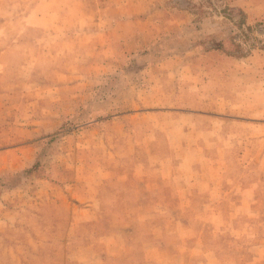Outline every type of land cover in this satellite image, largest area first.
Here are the masks:
<instances>
[{
    "label": "rangeland",
    "instance_id": "rangeland-1",
    "mask_svg": "<svg viewBox=\"0 0 264 264\" xmlns=\"http://www.w3.org/2000/svg\"><path fill=\"white\" fill-rule=\"evenodd\" d=\"M227 11L244 14L249 28H239ZM242 31L248 56H226L228 38ZM260 55L264 0H0V264H51L49 248L39 244L32 254L25 247L30 237L14 236L44 229L30 218L58 221L75 180L90 189L110 169L123 176V154L141 146L145 154L170 150L169 138L190 121L174 111L262 99ZM255 125L242 129L254 132ZM152 130L158 141L146 135ZM186 193L178 192L184 203ZM239 193L228 192L222 206H197L206 197L196 192L194 206L155 208L163 229H173L162 244L196 247L175 264H264V191L254 205L235 202L252 196ZM131 209L133 220L152 214ZM62 214L61 231L70 238V212ZM176 216L192 230L172 226ZM76 254L68 258L85 253Z\"/></svg>",
    "mask_w": 264,
    "mask_h": 264
},
{
    "label": "crops",
    "instance_id": "crops-1",
    "mask_svg": "<svg viewBox=\"0 0 264 264\" xmlns=\"http://www.w3.org/2000/svg\"><path fill=\"white\" fill-rule=\"evenodd\" d=\"M260 59L263 69L264 57L260 55ZM221 97L228 103V96L220 94L218 98ZM235 99L224 108L219 104L218 108L203 112L193 107L186 111H174V116H188L190 121L179 127L177 139L173 135L169 138L170 150H150L145 154L141 146L133 153L123 154L122 158L128 160L123 176L118 170L110 169L90 189L86 188L88 183L75 180L69 193V204L64 200L58 207V221L55 215L47 219L30 218L27 223L31 222L33 226L41 223L44 229L36 231L35 227L32 230L28 228L27 232L14 236V240L30 237L25 247L32 254L39 251V244L43 250L49 248L51 264H160L157 255L163 260L168 259L169 262L164 264H175L173 260L177 255L194 254L196 247L184 246L179 251L162 244L173 229H163L161 216L155 208L194 206L196 192H203L206 197V202L197 206H222L228 192L233 195L252 192L249 198L242 196L233 200L239 205H249L246 202L251 200L250 205H254L257 193L264 191V145L258 149V143L264 141L260 140L264 136V120H260L264 119V94L256 101ZM252 125L256 128L254 132L242 129ZM146 135L151 137V141H158L155 130ZM138 145H141L140 142ZM156 159L159 160L154 162ZM139 166L140 171L137 169ZM180 191L187 192L188 203L179 197ZM216 192L219 199L214 198ZM66 208L70 212V238L64 230L61 231L65 229L62 212ZM131 208L138 213L143 208H152V214L133 220ZM177 219V216L172 218V226L178 222L185 225L182 228L187 231L192 230L185 221ZM142 228H148V234ZM84 232L91 236L84 238ZM131 239L134 241L131 242ZM33 241L37 244L31 248L28 243ZM79 251L85 254L68 258V255ZM200 253L205 258L212 253V249H202ZM223 254L219 252L217 255L220 257Z\"/></svg>",
    "mask_w": 264,
    "mask_h": 264
},
{
    "label": "trees",
    "instance_id": "trees-1",
    "mask_svg": "<svg viewBox=\"0 0 264 264\" xmlns=\"http://www.w3.org/2000/svg\"><path fill=\"white\" fill-rule=\"evenodd\" d=\"M227 12H229V11H227ZM227 15H228V18L233 20L239 28H247V27L249 28V26H246L247 23H246V19H245L244 14L239 12L240 17L237 18L234 15V11H230ZM242 32H244V33L235 34V35L230 36L228 38L227 42H229V41L231 42L232 48L226 52V56L231 57V58H238V59L248 56V55H245L246 53L244 52V46L246 43V40H245L246 33H245V31H242ZM251 45L253 46V43ZM212 48H214L216 50H218V49L221 50V49H223V45L222 44L217 45V46L215 45V47H212ZM37 165H38V161L31 168H28L26 170V172H30L31 170H34V168Z\"/></svg>",
    "mask_w": 264,
    "mask_h": 264
}]
</instances>
